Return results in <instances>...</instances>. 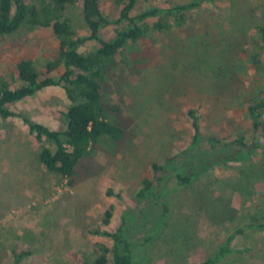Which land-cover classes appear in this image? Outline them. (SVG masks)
<instances>
[{"label": "rangeland", "instance_id": "rangeland-1", "mask_svg": "<svg viewBox=\"0 0 264 264\" xmlns=\"http://www.w3.org/2000/svg\"><path fill=\"white\" fill-rule=\"evenodd\" d=\"M144 7L139 4L133 15ZM119 11L113 0L104 1L110 20H118ZM67 15L78 34H88L83 0H76ZM261 24L264 0H206L183 27L150 33L119 56L105 95L130 121L127 138L115 154L91 155L74 188L39 163L48 144L39 142L21 118H0V264H13V251L22 250L31 255L21 264H89L97 244H113L92 231H114L123 212L136 207L143 181L154 177L153 165L165 166L176 156L173 170L195 172L198 178L183 187L173 170L163 172L155 203L132 231L134 264H201L231 233L264 220V127L255 132L248 115L253 101L264 97V69L256 70L252 62L259 54L264 63L257 34ZM106 32L107 39L115 35L111 27ZM57 42L52 28L0 38V77L16 79L22 59H32L44 71L57 54ZM95 46L89 43L81 51ZM67 107L60 87L11 106L54 130L60 129ZM191 109L201 114L203 136L232 143L243 136L248 148L259 143L258 148L242 162L223 160L229 149L184 155L194 137ZM108 210L113 216L106 227ZM235 245L250 251L224 264H264V233L246 229Z\"/></svg>", "mask_w": 264, "mask_h": 264}, {"label": "trees", "instance_id": "trees-1", "mask_svg": "<svg viewBox=\"0 0 264 264\" xmlns=\"http://www.w3.org/2000/svg\"><path fill=\"white\" fill-rule=\"evenodd\" d=\"M104 1L83 0V21L88 34H78L67 15L68 9L75 5L76 0H0V38L21 30L31 32L52 28L58 41L57 54L45 64L44 71H39L32 59H22L17 64L16 79L0 77V118H21L39 142L48 144L40 151L38 161L48 171L60 176L69 188H74L83 178L85 161L91 155L101 150L115 154L127 138L130 121L121 118L120 108L111 104L105 95L106 86L116 78L120 65L119 56L147 38L150 33L164 34L174 27H183L190 19V12L199 8L206 0H193L173 7L158 6L155 4L158 0H113L120 10L116 21L110 20L104 13ZM142 3L145 4L144 9L133 15ZM109 27L115 35L107 39L106 29ZM257 34L264 54V24L257 27ZM89 43H94L95 48L83 53L81 49ZM252 62L256 70L264 69L259 54L252 56ZM59 70L63 72L54 75ZM52 87L62 88L68 101L59 130L34 122L11 108ZM200 115L198 110L189 111L194 137L184 155L210 149H229V153L222 155V159L242 162L253 153L252 149L258 148L259 143L248 148L243 136L234 140V143L227 139L203 136ZM248 115L255 132L264 127V97L253 101L248 107ZM233 144L238 148H234ZM179 159L180 156L169 158L165 166L153 165L154 177L143 181L136 207L123 212L114 231H92L94 235L110 239L113 244L111 248L105 244H97L89 264H110V256L113 264H134L132 231L141 223L147 208L155 203L159 190L163 187V172L173 170ZM200 165L203 166L202 162L198 164L199 168ZM204 170L205 167L201 169ZM172 173L178 185L183 187L193 185L198 178L195 172L184 175L173 170ZM111 212H105L103 225L106 227L110 225L113 216ZM246 229L264 233V220L252 222L246 228L231 233L201 264L239 261V256L250 251L235 245ZM13 255V264H21L31 252L13 251Z\"/></svg>", "mask_w": 264, "mask_h": 264}]
</instances>
